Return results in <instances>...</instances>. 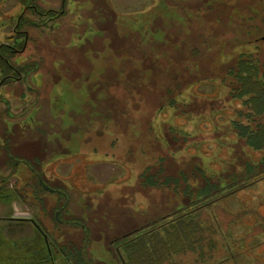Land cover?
Returning <instances> with one entry per match:
<instances>
[{
	"label": "trees",
	"instance_id": "1",
	"mask_svg": "<svg viewBox=\"0 0 264 264\" xmlns=\"http://www.w3.org/2000/svg\"><path fill=\"white\" fill-rule=\"evenodd\" d=\"M18 1L27 3L26 0ZM88 1L95 10L104 7L107 16L95 11L98 18L93 20L99 35L78 37L81 40L75 41L79 42L76 45L72 40L77 36L72 32L68 49L62 48L63 44L67 45L66 40L59 43L60 49L56 47L60 33L53 31L55 23L51 25L45 21L36 14V10L30 9V13L20 20L21 25L30 29L29 61L24 69L45 73L46 92H53L62 79L75 83L79 77L87 76L85 61L80 60V55H84L80 48L86 49V46H89L86 50L88 55L93 50L112 47L118 41L120 55H127L126 62L136 63L133 68L124 66L119 69L108 86L109 90L98 86L97 92H89V105L78 118L87 124L98 117L103 127L105 120H111L121 128L120 131L127 133L128 128L130 131L138 120L142 121L138 108L143 105L150 113L143 121L149 123L144 132L151 137L148 142L151 147H146L152 148V154L143 171L135 176L138 182L130 193L120 194L110 207L105 204L102 206L106 208L100 209L102 206L96 204L95 208L85 209L83 217L88 218L84 220L89 217L95 220V213L100 217L96 221L109 222L108 226L104 225L105 229L117 228L112 226V222L124 225L120 228H124L125 235L110 244L118 264L122 261L116 248L126 264H175L181 260L189 261V258H193L189 264H264V250L251 253L264 247V214H260L258 206L239 211L223 206L226 200L239 192L264 181V51L261 49V43H264V0H162L168 10L163 13L157 10L160 13L152 18L150 33L130 32L123 39L114 20L112 1ZM38 9L41 10L39 5ZM111 31L116 35L114 40ZM155 31L162 32L158 38L153 35ZM249 45L255 47V52L247 49ZM138 49L143 51V55H138ZM59 61L61 63L58 64ZM78 70L82 75L78 79L71 78ZM219 77L224 85L233 86L229 95L242 105L235 108L234 117L229 118L225 128L218 130V126L214 127L220 132L216 140H226L224 147L233 150L228 166L222 170L205 164L206 156L201 151L203 142L191 141V130L187 127L180 125L173 134L170 129L163 128L166 126V120H163L155 134L151 121L152 113L165 106L164 101L171 106L182 99L183 105L186 103L185 90L205 80L215 83ZM158 82L167 86H160ZM148 84H156V87ZM102 93H108L110 100L97 97ZM190 110L187 106L184 117L196 126L201 119L189 116ZM141 132L142 128L135 129L136 138H132L140 140L137 135ZM178 134H181L180 140ZM137 147L135 150L139 149ZM191 148L197 154L187 157ZM135 155L133 153L129 157ZM12 175L10 173L0 180V203L23 200L43 204L45 200V204L50 205L54 222L58 224L74 219L72 205L90 206L81 189L65 182L62 185L67 186L66 189L59 186L53 192L28 198L23 192L25 185L9 187ZM140 193L146 196V202H136L135 196ZM134 203L142 205L141 210ZM55 210L60 212L58 217ZM249 216L255 218L254 222L246 224L244 235L235 236L231 224ZM2 220L6 219L0 218V249L2 243L13 244L18 249L17 256L2 257L11 264H107L89 257L88 238L83 235L81 241L75 240L71 227L60 228L56 224L50 233L41 227L49 244L57 251L58 255L51 257L53 253L50 254L34 225L36 218H10L28 220L33 224V234L18 241L4 238ZM139 221L140 224L136 225ZM114 231L118 233L117 229ZM253 238L256 239L254 245L248 246V241ZM26 253L31 256L27 258Z\"/></svg>",
	"mask_w": 264,
	"mask_h": 264
},
{
	"label": "rangeland",
	"instance_id": "2",
	"mask_svg": "<svg viewBox=\"0 0 264 264\" xmlns=\"http://www.w3.org/2000/svg\"><path fill=\"white\" fill-rule=\"evenodd\" d=\"M111 1L112 10L115 14L114 20L121 39L127 37L130 32L140 31L146 32L147 34L150 33L152 18L157 16L160 12L163 13L165 9L168 10L162 0ZM72 4L73 3L69 4L70 9L73 7ZM75 6L77 8L73 9L72 13L78 15L75 19L77 24H84L86 26V30L84 31L83 36H81V39L84 38L85 35H89L90 37L99 35V31L95 29L96 26L93 18H81L79 8L82 6ZM88 7L89 4L85 8ZM20 9L18 0H0V40L4 39V35L11 32L13 23L9 22V19H7L8 16L18 14ZM157 10H160V12H157ZM72 19L74 24V17ZM155 25H157V23ZM156 31L153 35L158 38V35H161L162 32L156 33ZM111 33L113 34L112 31ZM115 36L116 35L113 36V40L115 39ZM63 38H65V35ZM80 40L77 36L76 39L73 38L72 44L77 45L79 42L75 41ZM261 45V49L264 51V43H261ZM88 47L89 46H86V49L80 48L84 51V55H80V60L85 61L84 65L87 63L88 66H92V69H88L87 76H81L82 74L78 70L75 75L71 76L73 79H78V77L81 76L75 81V83L65 81L66 79L60 80L54 88L53 92H55V94L51 97L53 99L51 100L52 116L59 117L60 120L64 122V127L72 128L67 130L68 134L71 133L69 137H66L67 133H64L61 137L56 136L58 138L57 141L59 140L60 142L59 147L55 149L58 150L56 151L58 153L53 152V148L49 149V152H47L48 159L45 163L48 162L50 165L46 168V174L47 177L51 176L52 178L55 175L58 179L55 181L47 180L48 182L50 181L49 183L51 185L62 186V182L68 183L70 186L74 184L82 190L83 197L89 199L90 205L100 204L102 206L106 204L107 207H110V203L114 202L113 199L118 198L120 194L125 191L126 193H130V191L133 190L134 184H137L138 182L135 180V176L137 175L138 177V174L143 171L146 164H148V157L152 154L150 152V149L152 148L148 149L150 145L148 142L151 137L144 132V127L149 123L146 121L144 122L143 118L149 116L150 113L143 107V105H141L138 109L140 111L139 118L141 117L142 123L139 122L137 118L138 121L135 126H133L130 131L128 128L127 133L120 131L121 128H118L111 120H105L103 123L105 127L100 126L99 121L101 119L98 120V117L96 118L97 120L93 119V123L89 120L87 124L82 122L78 123L79 121H77V124H73L74 113L77 117L82 116L85 113V108L89 105V100H86L89 92H97L99 90L98 86L102 88L105 87L109 90L108 86L110 85V82L115 79L116 73L119 72V69H123L124 66H130L128 67L130 69L136 64H133L134 62L131 64L126 62L125 59L127 55H125L126 57L120 55L118 50L121 46H119L118 41L116 44H113L112 47L109 45L107 47L99 48H104L102 51L93 50L89 53L90 56L89 54L87 55ZM248 47V50L255 52V47L252 45H249ZM138 52L139 56L143 55L142 50L140 52L138 49ZM129 55L134 58L133 55ZM161 65L163 64L161 63ZM137 80L138 79H136V81ZM136 84H139V82H136ZM157 84H160V86H167V84L164 83V85L162 82H158ZM148 86L156 87V84H148ZM141 88L144 90V87H140V89ZM232 88L233 86L231 85L229 87L224 85L219 77L215 83L205 80L201 81L199 84H195L191 88L189 87L187 91L185 90L184 100L186 103L183 105L182 99H179L171 106L164 101L163 105L165 104V106L162 107V109H158L159 111L155 110L152 113L151 121L154 126L153 129L155 130V134L157 129L159 130L160 126L164 123L163 120H166V126L163 125V128L170 129V132H173V134H175L176 129H178L180 125H184L185 128L187 127L191 130L190 135L193 138L191 141L203 142L201 144V151L202 154L206 156L205 164H208L216 170L224 169L228 166L227 161L231 157L230 155H233V153H231L233 150L224 147L226 140H216L220 135L218 130L225 128V124H227L229 118L234 117L235 108L242 107L240 101L235 102L230 97L229 93ZM97 97H104L107 100H110L108 93H102L97 95ZM187 106H189V109L191 108L188 113L189 116H194L195 118L199 117L201 119L198 125L194 126L193 123H188L189 121L184 117ZM160 110L161 113H159ZM137 111L138 110L135 112L136 114L138 113ZM129 112L133 113L131 109ZM110 115L112 116L111 113ZM110 115L108 116L111 117ZM215 126H218L217 131L214 129ZM139 127L143 129V132H141L140 135H137L140 140H136L134 139L136 138V135H134L133 131L135 129L139 130ZM196 130L198 131L196 132ZM231 138H233V136H231ZM180 139L181 134H178V140ZM66 142H69V144H66ZM140 142L143 143V145L141 144L138 146ZM136 147L139 149L135 150ZM133 153L136 155L134 157H129L132 156ZM196 154L197 151L191 148L186 156L190 157ZM30 155L31 154H29V156ZM50 155L52 156L49 157ZM25 182L26 180H22L17 176H12L8 181V184L9 186H21L24 185ZM127 182L130 184L127 185ZM137 195V197L135 196L136 202L139 200L141 202H146L145 195L143 196L142 193ZM261 203L262 205H260ZM134 204L138 210H141L142 205ZM223 206L232 211H239L242 208L247 209L258 206L260 214L263 215L264 181L256 183L255 185L239 192L233 198L226 200L223 203ZM38 208L39 205H37V203L35 204L23 200H16L10 204L0 203V216L33 218L36 212H38ZM40 214L38 213L39 216L43 217V214ZM94 216L95 221L100 218L97 217L98 214L96 215L94 213ZM122 216L125 215L122 213ZM48 217L46 218L49 219ZM254 220L255 218L249 216L243 218L236 224L232 223L231 229L233 234L235 236L244 235L246 233V224L252 223ZM46 226L49 230H53L52 222L51 224L46 222ZM2 230L4 238L9 241L26 239L34 232L33 224L28 220H2ZM255 240V238L249 240L248 246L254 245ZM101 245L102 243L93 244L92 248L94 246L96 249L92 250V252H95L99 259L110 261V258L112 257L111 253L106 251V249L104 250ZM260 250H264V247L259 249L256 248L251 251V253L254 254ZM189 259V261H192L193 258ZM182 262L184 261L181 260L180 264H182Z\"/></svg>",
	"mask_w": 264,
	"mask_h": 264
},
{
	"label": "flooded vegetation",
	"instance_id": "3",
	"mask_svg": "<svg viewBox=\"0 0 264 264\" xmlns=\"http://www.w3.org/2000/svg\"><path fill=\"white\" fill-rule=\"evenodd\" d=\"M26 1L27 3L19 2V8L21 9L18 14L8 16L7 19H9L10 23H13V26L11 32L4 35V39L0 40V180L4 179L10 173L13 174L12 176H17L22 180H26L23 192L26 197L31 198L33 195L42 196L61 187V185H58L57 187L51 185L49 183L50 181H47H55L58 179L55 175L53 178L51 176L47 177L46 168L50 164L45 162L48 159L47 152H49V149L53 148V152L58 153L56 152L58 150L55 149L59 147L60 142L59 140L57 141L58 138L56 136H63V134L67 133V130L72 127H64V122L61 121L59 117L52 116L51 100L53 99L51 97H53L55 92H46L47 84L45 81V73L43 71L36 73L27 68L24 69V66H26L29 61L28 45L30 29L29 26L20 24L21 17L30 13V9L36 10V14L46 19L45 21L49 22L51 25L52 23H55L53 31L60 33V37L56 40V47L60 49L61 47L59 46V43L63 44L66 40L67 45L63 44L62 48L68 49L70 47L72 32H74L75 36L81 37L86 30L84 24H77L75 20L76 16H78L72 13L73 9L77 8L75 5L82 6L79 8L81 18H87L88 16L93 19L95 17L98 18L97 14L95 16V11H101V15L104 17L107 15L104 7L102 9H100L101 7H98L95 10L94 7H91V3H89L88 0ZM71 3H73V7L70 9L69 4ZM88 4L89 7L85 8ZM38 5L41 7V10L38 9ZM73 17L75 21L74 24ZM64 35L65 38H63ZM59 63H61V61H59L58 64ZM86 65L87 63L85 64L86 69L92 68L90 65ZM86 100H88V97H86ZM73 118V124L78 120L80 121L75 113ZM66 137H69L68 133ZM66 144H69V142H66ZM29 154L31 155L29 156ZM51 156L52 155L49 157ZM9 187L14 188L15 186ZM63 187L64 189L67 188V186L62 185L61 188ZM42 203L43 204L37 203L39 208L38 212H36L37 214L34 216L40 227L37 223V225H34L38 233L43 237L44 242H46L50 254L53 253L51 254V257L58 254L55 248L49 244L48 238L45 236L43 229L41 230L42 227L46 231H50L46 226V222L50 224L52 222L53 229L56 228V224L60 226V228L71 227L72 229L70 228V232L77 241H81L83 235H85V237L88 238V255L93 259L101 260L96 256L95 252V254L92 252V250L96 249L94 246L92 248V245L102 243L101 246L104 250L106 249V251H109L112 257L110 258V261H101L106 262L107 264H118L110 244L118 237L125 235L124 228H120L124 226L122 223H111L112 226L116 225L117 228L115 229H117L118 233L114 231L115 229H105L104 225L109 224L107 221H95L92 217H89L88 220H84V218H88L87 216L83 217L84 210L89 209L90 207L95 208L96 206L93 207L94 205H90L83 207L81 205H72L71 211L75 215L73 216L74 219L69 220V222L66 223L58 224L54 222L53 215L50 213V205H46L45 200H43ZM104 208L106 207H100V209ZM38 213H41L40 215L43 214V217L39 216ZM55 213L56 217H58L60 212L59 210H55ZM0 218L10 219L14 217L0 216ZM76 219H79V221H75ZM138 224H140V221L136 223V225ZM80 225L87 231L84 232L82 227L73 229V227ZM102 234L103 236H100ZM1 246L2 248L0 249V252L2 256H0V258H2L3 255H11L12 257L17 256L18 249L15 248L13 244L2 243ZM116 249L121 258L122 264H126L121 252L118 248ZM26 256L29 258L31 255L26 253ZM183 261L182 264H189L187 260ZM0 262V264H9V261L3 260V258L0 259ZM175 264H180V262ZM226 264L231 263L227 262Z\"/></svg>",
	"mask_w": 264,
	"mask_h": 264
}]
</instances>
